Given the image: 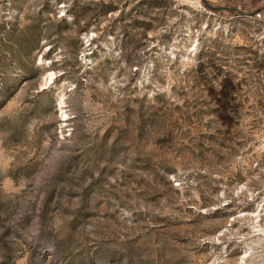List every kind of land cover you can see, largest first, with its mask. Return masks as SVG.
I'll list each match as a JSON object with an SVG mask.
<instances>
[{
	"label": "rangeland",
	"instance_id": "rangeland-1",
	"mask_svg": "<svg viewBox=\"0 0 264 264\" xmlns=\"http://www.w3.org/2000/svg\"><path fill=\"white\" fill-rule=\"evenodd\" d=\"M0 264H264V19L0 0Z\"/></svg>",
	"mask_w": 264,
	"mask_h": 264
},
{
	"label": "water",
	"instance_id": "water-1",
	"mask_svg": "<svg viewBox=\"0 0 264 264\" xmlns=\"http://www.w3.org/2000/svg\"><path fill=\"white\" fill-rule=\"evenodd\" d=\"M202 2L204 3V5H205L208 9L213 10V11H218V10H222V9L227 8V9H231V10H233V11H235V12H239V13H241V14H247V15H250V16H253V15L255 14L256 11L261 10V9H264V7H262V8L257 9L256 11H252V12L244 13V12H242V11H240V10L235 9V8L221 7V6H214V5H212L208 0H202Z\"/></svg>",
	"mask_w": 264,
	"mask_h": 264
},
{
	"label": "built area",
	"instance_id": "built-area-1",
	"mask_svg": "<svg viewBox=\"0 0 264 264\" xmlns=\"http://www.w3.org/2000/svg\"><path fill=\"white\" fill-rule=\"evenodd\" d=\"M252 17L258 20H263L264 19V9L256 11Z\"/></svg>",
	"mask_w": 264,
	"mask_h": 264
}]
</instances>
